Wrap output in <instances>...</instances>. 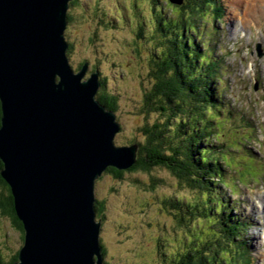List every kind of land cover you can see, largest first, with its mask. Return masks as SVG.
Returning a JSON list of instances; mask_svg holds the SVG:
<instances>
[{
	"label": "rangeland",
	"instance_id": "1",
	"mask_svg": "<svg viewBox=\"0 0 264 264\" xmlns=\"http://www.w3.org/2000/svg\"><path fill=\"white\" fill-rule=\"evenodd\" d=\"M218 1L222 20L217 21L209 14L205 22L199 21L201 25L195 27L206 44L202 46L203 52L204 49L214 52L212 57L220 64L219 76L223 80L220 85L223 84L227 101L226 110L219 115L223 120L217 135L230 148L223 155L232 167L226 181L230 186L236 185L235 193L226 190L227 201L237 207L232 211L233 216L245 222L237 239L250 250L251 264H264V206L258 199L264 192V54L260 55L258 47L260 44L264 53V17L256 16L259 19L249 24L246 2H241L239 13L234 0ZM135 2L136 9L133 0H80L69 10L73 11L76 22L66 30L69 44L74 47L68 52L74 70L80 71L88 63L85 77L88 79L95 70L93 65L99 66L101 76L107 78L109 92L119 97L117 116L123 130L115 138L118 145L134 140L143 142L140 127L146 117L140 113V106L145 89L151 84L150 54L141 41L135 40L137 23L148 22L150 6L148 0ZM168 2L173 8L179 6L171 0ZM145 32H149L147 27ZM178 38L180 46L190 44L186 38ZM185 185L164 168L149 173L128 171L122 179L107 174L97 181V199L105 200L108 206L101 234L107 249L106 263L166 264L160 261L156 251L159 241L172 244L169 250L177 248L192 233L198 234L193 228L195 215L192 220L191 216L181 217L180 225L162 206L169 197L196 199L198 192ZM255 203L258 214L253 211ZM187 209L186 203L184 211ZM23 241L22 232L0 208V257H10Z\"/></svg>",
	"mask_w": 264,
	"mask_h": 264
},
{
	"label": "water",
	"instance_id": "2",
	"mask_svg": "<svg viewBox=\"0 0 264 264\" xmlns=\"http://www.w3.org/2000/svg\"><path fill=\"white\" fill-rule=\"evenodd\" d=\"M72 1L0 0V157L25 230L13 264H106L97 181L137 162L139 145L116 143L117 113L97 97L100 71L86 79L88 63L71 65Z\"/></svg>",
	"mask_w": 264,
	"mask_h": 264
},
{
	"label": "trees",
	"instance_id": "3",
	"mask_svg": "<svg viewBox=\"0 0 264 264\" xmlns=\"http://www.w3.org/2000/svg\"><path fill=\"white\" fill-rule=\"evenodd\" d=\"M148 1V22L141 20L137 23L135 37L137 42L144 44L146 53L150 54L148 61L151 84L145 89L140 106V113L146 117L145 123L140 127L144 139L143 142H130L139 145L137 162L132 167L125 170L109 167L98 181L107 174H115L118 179H122L128 171L149 173L155 168L167 169L180 183L195 189L199 195L191 201L169 197L163 200L162 206L180 225L181 217L186 219V216H191L192 220V215H195L196 223L193 228L198 234L192 233L177 248L169 250L168 247L172 244L159 241L156 251L160 261L166 264H251L253 259L250 250L245 243H241L242 240L237 239L245 222L233 216L232 211L237 210V207L227 201L226 190L230 189L235 193L236 185L230 186L226 181L227 172L231 173L232 167L223 155L230 148L228 142L225 143L217 135L223 120L219 115L226 105L223 84L220 85L223 82L219 76L220 64L212 57L214 52H208L207 49L203 52L202 46L206 44L196 29L201 25L199 21L205 22L209 14L214 15L217 21L222 20L219 1L184 0L175 9L168 0ZM79 2L80 0L72 1L71 8ZM133 7H138L135 0ZM189 8L193 10L190 13ZM123 18L127 22V18ZM75 22L73 11H69V24ZM146 27L148 33L145 32ZM178 37L186 38L190 44L180 46ZM73 48L70 43L68 52ZM93 66L102 74L99 66ZM102 76V86L97 97L117 113L120 109L119 97L109 92L106 77ZM3 115L0 98V129ZM152 117L153 120H150ZM231 151L239 154L235 150ZM4 168V161L0 157V208L22 232L25 241L24 225L15 208L12 186L2 174ZM186 203L188 209L184 211ZM96 210L98 219L106 217L108 206L105 200L97 199ZM21 247L10 254V257H0V264L16 262ZM106 250L104 246L105 256Z\"/></svg>",
	"mask_w": 264,
	"mask_h": 264
},
{
	"label": "bare ground",
	"instance_id": "4",
	"mask_svg": "<svg viewBox=\"0 0 264 264\" xmlns=\"http://www.w3.org/2000/svg\"><path fill=\"white\" fill-rule=\"evenodd\" d=\"M234 5L236 8V11L239 12L240 10V5L241 2H246L245 5V11L247 12V15L249 17V24H251L253 22V20H258L259 17L256 16H261L264 17V0H234ZM241 13V12H239ZM256 23V22H255ZM258 199H260L261 203L264 206V192L263 194L261 193V196H258ZM258 207H256V203H255V207L253 208V211L258 214Z\"/></svg>",
	"mask_w": 264,
	"mask_h": 264
}]
</instances>
